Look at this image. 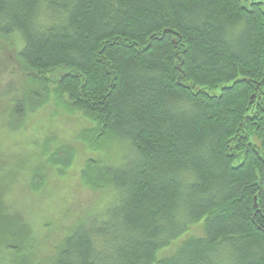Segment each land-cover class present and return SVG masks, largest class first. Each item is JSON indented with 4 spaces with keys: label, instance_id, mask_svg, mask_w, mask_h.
I'll use <instances>...</instances> for the list:
<instances>
[{
    "label": "trees",
    "instance_id": "obj_1",
    "mask_svg": "<svg viewBox=\"0 0 264 264\" xmlns=\"http://www.w3.org/2000/svg\"><path fill=\"white\" fill-rule=\"evenodd\" d=\"M16 32L27 106L82 112L92 150L126 144L119 164L85 160L83 182L116 197L46 264H264V0H0V36ZM74 154L48 160L65 172ZM28 235L0 213V247Z\"/></svg>",
    "mask_w": 264,
    "mask_h": 264
},
{
    "label": "rangeland",
    "instance_id": "obj_2",
    "mask_svg": "<svg viewBox=\"0 0 264 264\" xmlns=\"http://www.w3.org/2000/svg\"><path fill=\"white\" fill-rule=\"evenodd\" d=\"M20 44L17 32L0 36V60L4 61L0 62V213L20 214L29 235L22 251L1 245L0 264H17L23 255L46 264L55 244L74 224L89 213L103 211L116 197L111 186L96 188L83 182L79 176L83 163L94 157L119 164L126 144L104 139L99 149L92 150L80 138L81 131L93 125L82 112L67 110L51 97L41 100L42 94L27 106L23 96L33 88H28L31 83L24 82L20 73L16 52ZM65 146L75 154L71 165L60 172L48 155ZM202 231L201 223L191 224L187 235ZM172 251L174 246L164 254Z\"/></svg>",
    "mask_w": 264,
    "mask_h": 264
}]
</instances>
